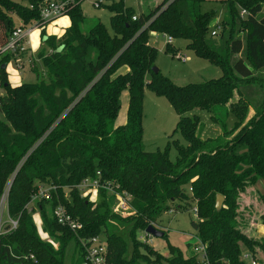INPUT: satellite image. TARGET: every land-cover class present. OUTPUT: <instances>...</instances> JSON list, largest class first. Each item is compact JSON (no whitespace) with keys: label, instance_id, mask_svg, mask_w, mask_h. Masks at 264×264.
Wrapping results in <instances>:
<instances>
[{"label":"trees","instance_id":"16d2710c","mask_svg":"<svg viewBox=\"0 0 264 264\" xmlns=\"http://www.w3.org/2000/svg\"><path fill=\"white\" fill-rule=\"evenodd\" d=\"M43 1L0 0V49L15 28L41 24ZM60 1H70L65 14L70 25L60 38H43L50 51L38 54L45 72L36 73V82L11 87L5 68L12 56H0L5 91L0 97V198L14 174L6 216L17 221L15 230L5 227L0 236V264H64L71 240L78 251L73 264H83L79 239L102 235L108 264H199L193 253L184 256L169 245V257L163 258L136 240L138 231L158 224L165 213L192 204L197 221L191 226L206 244L211 264H244L243 249L257 259L264 238L254 240L240 231L237 203L248 188L264 184V0L227 3L216 37L210 35L216 11H201L206 0H163L135 21L133 10L117 0L107 6L111 31L100 21L84 31V0ZM235 3L246 17H240ZM151 33L170 37L166 51L171 53L173 41H186V49L219 67L221 76L177 86L159 70L154 73L157 49L149 43ZM122 68H127L123 74ZM145 88L168 100L178 117L170 137L177 133L185 145L173 139L163 151L145 150ZM124 92L126 122L116 126ZM196 109L209 113L221 129L219 137L200 139L199 118L189 115ZM230 115L234 123L228 129ZM170 147L176 150L174 163L168 158ZM85 179L126 193L131 214L114 212V196L105 189L97 190L94 202L82 197L76 187ZM41 186L55 188L49 200L38 201L37 210L56 246L40 238L29 207ZM258 194L264 203V192ZM217 195L224 197L220 211L215 210ZM58 205L82 224L81 230L73 233L57 223L53 210ZM261 220L264 224V216Z\"/></svg>","mask_w":264,"mask_h":264},{"label":"rangeland","instance_id":"374dc122","mask_svg":"<svg viewBox=\"0 0 264 264\" xmlns=\"http://www.w3.org/2000/svg\"><path fill=\"white\" fill-rule=\"evenodd\" d=\"M12 1L21 3V0ZM116 1L117 0H84L81 3L82 14L85 18V25L83 30L86 31L92 23L100 21L109 31H111L109 22L111 14L107 10V6ZM162 1L163 0H124V4L127 7H130L133 10L134 14L141 15L148 6L153 7L154 5L159 4ZM231 1L232 0H206L201 4L202 12L216 11V17L211 23V29L215 24V20L222 21L228 10L227 3L231 4ZM262 2L263 0H261V3ZM234 7L238 12H241L243 10L236 3L234 4ZM234 18L235 21L233 23V26L236 27V25L239 24V19L235 15ZM58 19H56L57 21H41V24L35 23L30 25L36 27L34 33V43H32L31 46L32 52L34 54L33 58L35 61L33 62L36 65H34L33 68L28 65L24 66L23 69H19L17 68L13 59L10 60L6 65L5 73L7 76V81L11 87L18 86L24 83H34L37 80L36 73L38 72L39 74H42L43 72H45L38 54L42 50L48 53L50 49L43 41V38L47 36H56L60 38L62 34H64L65 28L69 26V18L67 16L61 21H59ZM224 19V25L226 27L225 32L228 33V29L230 26L228 23L229 18L226 17ZM14 22L16 25L19 24L18 19H15V17ZM43 27L45 30L44 35L41 32ZM149 43L157 49V56L154 62L155 67L163 76L167 77L172 83L177 86L199 84L208 80L217 79L221 76V70L219 67L212 65L205 59L196 57L190 50L186 49V41L184 40L173 41L172 46L174 49V53L166 51L167 37L161 34L151 33ZM56 45L58 46L59 43H57ZM180 54L186 57L185 61H181L178 58ZM41 77L45 78V76ZM0 94H5V91L1 88V86ZM127 104L128 95L127 92H124L121 96V109L116 120V125H120L121 120L126 116ZM193 114H196V116H198L201 123V129L198 131V136L201 140L215 139L222 134L219 126L211 121L210 115L207 111L196 109L189 115ZM177 120V115L175 114L170 103L165 97H159L155 95L148 88L144 89L142 126L143 144L147 152H154L156 150L163 151L167 146V143L173 139H177L182 145L186 144L184 139L181 138V136L177 133L172 138L170 137L176 127ZM0 121H4V117L1 113ZM233 123L234 118L232 115H230L227 122V128L231 129L233 127ZM168 158L170 162H175L176 150L174 147H170ZM259 187H261V189ZM255 188L259 190V192L261 191V194L264 192V184L262 182H259L255 186ZM106 192L108 196H114L113 193H115L116 191L106 189ZM87 198L91 202V199L95 198L94 192L91 196H87ZM260 202L262 204H260ZM37 203L38 200H32L29 207L34 208L32 217L38 229V234L42 240L50 242L56 246L54 240L51 239V237L42 229V223L37 210ZM250 203H253V205L255 206L261 205L263 212H255L254 206L249 205ZM117 205L118 204L114 197L112 210L123 217L131 214L130 210H119L117 208ZM194 205L195 204H192L188 209L183 207L178 211H175V209L172 208L173 210L165 213L162 216L160 222L154 225V227L162 232H165L166 236L164 238H154L152 236L146 235L144 231H138L136 233V240L142 246L148 247L153 252L162 255L163 258L169 257V245L178 248L184 256L193 253V236L197 237L195 230L191 226V221H197V218L194 217V214L192 212ZM223 207L224 203L222 208ZM116 209L119 211H117ZM262 213H264V203L259 197V194L257 197V194L254 193V190L252 191V189H247L246 192L243 193V195H240L237 203L238 228L241 232L254 240L263 239L258 237L256 233V225H254H263L261 220L262 216H260ZM4 219H7V217H4ZM121 234L126 240L128 239L125 232H121ZM101 238L104 239V236L102 235ZM131 250L132 245L130 242H128V253H130ZM256 251L257 257L264 258V249H257ZM128 253L127 255H129ZM77 258L78 251L76 248V244L73 240H71L65 247L64 264H73Z\"/></svg>","mask_w":264,"mask_h":264},{"label":"built area","instance_id":"2783aa9c","mask_svg":"<svg viewBox=\"0 0 264 264\" xmlns=\"http://www.w3.org/2000/svg\"><path fill=\"white\" fill-rule=\"evenodd\" d=\"M70 1H60V0H44L43 3L39 6L40 11V20L42 22H50L58 18L64 17L67 11V7ZM247 16V12L242 10L240 12V17L244 18ZM137 16H133L132 20L135 21ZM218 20H215V24L211 29V37H216L221 27ZM35 26H28V28L17 27L10 35L7 43L0 49V56L10 55L12 56L13 61L15 62L17 68L23 69L24 66L30 65L32 68L34 66V58L30 52L28 42L24 38L29 35V33L35 30ZM167 42L171 43L172 39L167 37ZM178 58L181 61H185L184 55H179ZM34 61V62H33ZM4 94H0L2 97ZM14 174L11 176L8 181L2 195L0 198V236L4 234V228L6 227L8 231L15 230L17 227V221L12 220L6 216V202L8 196V190L12 182ZM82 197L91 196L94 192L95 198L91 199V202H94L96 199L97 190L101 189H111L109 186H104L100 184L97 180L85 179L77 187ZM55 188L52 186H41L38 188V192L33 196L32 200H49L51 191H54ZM113 191V189H111ZM115 191V190H114ZM116 191L113 193L115 200L117 202V208L121 211L131 210L129 206L130 197L126 193H120ZM32 202V201H31ZM31 204V203H30ZM30 206V205H29ZM117 210V209H116ZM117 210V211H119ZM192 212L194 217L197 218V208H193ZM4 217L7 219H4ZM53 217L57 223L63 227H67L73 233H77L82 229V224L66 212V209L62 205H58L53 210ZM156 228V227H155ZM149 236V235H148ZM194 242L192 243L193 255L196 257L199 264H211L208 254L207 246L201 242L196 236L194 237ZM79 243L84 252V262L83 264H108L106 260L107 247L105 239H102L101 236H95L88 239H79ZM240 260L244 264H259L258 260L252 256L250 252L244 251L241 254Z\"/></svg>","mask_w":264,"mask_h":264},{"label":"crops","instance_id":"0c3cea01","mask_svg":"<svg viewBox=\"0 0 264 264\" xmlns=\"http://www.w3.org/2000/svg\"><path fill=\"white\" fill-rule=\"evenodd\" d=\"M136 15V14H135ZM136 16H139V15H136ZM66 17V16H65ZM65 17H61V18H59L58 20L59 21H61L62 19H64ZM57 21V20H56ZM55 22V21H54ZM69 25H70V21H69ZM69 26H67V28H68ZM67 28H65V30L67 29ZM65 32V31H64ZM34 33H35V30H33V31H31L30 33H29V35H27L25 38H24V40L26 41V42H28V45H29V50H30V52H31V54L32 55H34L33 54V52H32V49H31V46H32V43H34V39H35V35H34ZM63 35V34H62ZM61 36V35H60ZM127 71V68H122V69H120L119 70V73H121V74H123V73H125ZM117 120V119H116ZM126 122V116L121 120V122H120V125H123L124 123ZM116 124V123H115ZM120 125H116V126H120ZM260 186H261V184H260ZM260 189H261V187H259ZM248 189H252V191L254 190V193L255 194H257V197H258V191L259 190H257L255 187H251V188H248ZM261 192V191H260ZM243 195V194H242ZM260 204H262L261 202H260ZM249 205H252V206H254V211L255 212H259V211H262V206L261 205H253V203H250ZM263 212V211H262ZM260 216H264V213H262ZM254 225H256V233H257V235H258V237H260V238H264V224L263 225H259V224H254ZM243 251H245V250H243ZM257 256V255H256ZM264 257V256H263ZM257 260H258V262H259V264H264V258H262V257H257Z\"/></svg>","mask_w":264,"mask_h":264},{"label":"water","instance_id":"95a60500","mask_svg":"<svg viewBox=\"0 0 264 264\" xmlns=\"http://www.w3.org/2000/svg\"><path fill=\"white\" fill-rule=\"evenodd\" d=\"M61 51V48H59L57 50V52ZM2 68H5V66L3 65ZM152 71L154 73L158 72V69L156 67L152 68ZM224 203V197L221 195H217L216 196V200H215V210L216 211H220L222 209ZM146 235L152 236L154 238H162L164 233L160 230H158L157 228H155L154 226H148L145 231Z\"/></svg>","mask_w":264,"mask_h":264}]
</instances>
